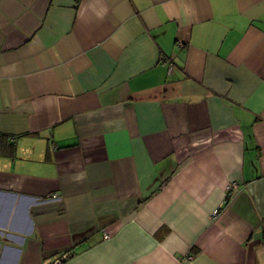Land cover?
Wrapping results in <instances>:
<instances>
[{"label": "crops", "instance_id": "crops-1", "mask_svg": "<svg viewBox=\"0 0 264 264\" xmlns=\"http://www.w3.org/2000/svg\"><path fill=\"white\" fill-rule=\"evenodd\" d=\"M63 255L264 264V0H0V264Z\"/></svg>", "mask_w": 264, "mask_h": 264}, {"label": "built area", "instance_id": "built-area-1", "mask_svg": "<svg viewBox=\"0 0 264 264\" xmlns=\"http://www.w3.org/2000/svg\"><path fill=\"white\" fill-rule=\"evenodd\" d=\"M238 189H239V185H238L237 182L232 181V182H229L226 185V194L229 195V199L230 200L232 199L233 194L235 193V191H238ZM52 197L56 199L57 198V195L56 194H53ZM216 214H217V210H215L212 215L215 216ZM103 235H104V238H108L109 237V235L107 233H104ZM191 257H192L191 255H189V254L187 255V258H191ZM64 258H66L65 255H63V256H61L59 258L54 259L49 264H62Z\"/></svg>", "mask_w": 264, "mask_h": 264}, {"label": "trees", "instance_id": "trees-1", "mask_svg": "<svg viewBox=\"0 0 264 264\" xmlns=\"http://www.w3.org/2000/svg\"><path fill=\"white\" fill-rule=\"evenodd\" d=\"M229 200H230V199H229V195L226 194V196H225V198H224V201H223V205H222V207L226 206V205L228 204ZM222 207H221V208H222ZM221 208H220V209H221Z\"/></svg>", "mask_w": 264, "mask_h": 264}]
</instances>
